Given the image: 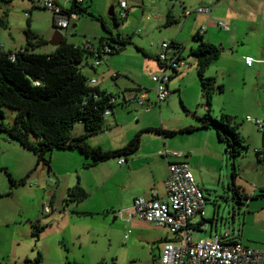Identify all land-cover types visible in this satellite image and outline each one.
<instances>
[{
  "label": "rangeland",
  "instance_id": "rangeland-1",
  "mask_svg": "<svg viewBox=\"0 0 264 264\" xmlns=\"http://www.w3.org/2000/svg\"><path fill=\"white\" fill-rule=\"evenodd\" d=\"M56 1L63 9H68L72 4V0ZM120 1L82 0L78 5L86 7L95 18L80 12L75 14V19L70 21L68 28L59 30L53 27L52 14L41 6L40 0L0 1V17L5 21V26H0V48L3 50L6 43H13L15 47L24 46L23 30L26 27L45 41L32 49V52L39 54L52 50L50 41L55 30L75 46L87 43L96 47L99 41L111 42L110 37H129L130 42L120 50L103 56L101 65L96 67L95 72L90 73L86 64L92 62L93 57L85 56L77 65L84 76L91 74L115 92L116 82L120 88H126V94H131L129 88L151 83L150 76L161 73L162 69L154 55L158 52L159 43L170 40L175 34V23L163 26L164 18L160 19L159 15L167 9L176 10L175 14L180 15L185 5L181 0H124L126 16L120 18L118 14L117 17L109 15V9L112 7L113 12L116 11ZM260 1V8L264 10V0ZM238 9L235 11L238 20L235 36L237 42L242 41L237 43L234 54L246 51L252 57L264 51V26L260 27L255 36H252L253 33L245 35L244 22L241 20L248 13L245 12L247 6ZM181 18L180 24L183 21ZM26 20L29 21L28 25ZM216 20L229 25L228 32H219L226 36L232 34L231 24L225 18L217 17ZM226 48L229 51V47ZM185 50L182 55L183 67H179L176 73L166 70L170 75L169 82H176V88L170 86L169 101L168 96L160 102L159 109L155 106L145 112L134 103L115 105L116 119L112 115L105 117L106 125L103 130L89 135L85 140L88 145L99 146L103 150H113V146L121 148L136 132L145 129L140 122L143 113L147 117L146 121L152 122L153 126L160 127L161 123L166 130L175 131L167 137H161L152 131H142L139 139L141 143L154 147L160 142V152H189L192 160L188 166L201 187L203 206L210 210V214L214 213L219 225H230L232 210L237 208L239 201L232 188L231 160L226 144L217 141L214 130L199 128L198 117L204 113L205 108L197 87L199 81L194 67L195 58L190 54L189 47ZM233 63L236 68L231 66L233 70L225 78L226 85L216 92L217 95L211 94L210 115L219 118L221 113L229 114L230 125L243 138L245 149L235 159L233 184L244 198L264 190V161L258 160L255 154V150L263 149L264 130H258L252 122L245 120L249 116L264 122V64L260 66L261 71L256 72V69L244 70L235 61ZM187 69L190 72L183 74V70ZM112 71L118 72L114 79L109 76ZM177 82L181 84L180 94L177 93ZM171 95L174 97L171 98ZM3 113V123L12 124L14 109L3 107ZM187 126L194 129L180 131ZM83 131L80 122L72 124L73 134ZM162 138L169 145L162 146ZM45 158H49L50 166L54 164L64 173L63 179L59 181L53 172L47 171L42 162L36 164V158L30 151L0 132V264H21L25 258L32 260L37 252L41 256L39 264H68L72 261L83 264H96L100 261L115 264H156V260L150 262L146 248L132 245L129 241L125 243L123 232L118 230L120 218L115 215L116 218L113 219L115 213L111 214L110 209L102 207L108 201L105 195L108 184L97 192L89 191V186L100 175L114 163L117 165V158L107 159L91 167H83L89 159L74 150L55 149L46 154ZM7 173L16 182L12 187L9 186ZM21 179L24 182L17 183ZM75 184L83 188L86 196L78 201H71L67 196V189ZM44 207H47V212H44ZM102 212L107 215L104 216ZM34 223L44 228L37 239L31 234ZM203 233L193 229L192 238L201 239Z\"/></svg>",
  "mask_w": 264,
  "mask_h": 264
},
{
  "label": "trees",
  "instance_id": "trees-1",
  "mask_svg": "<svg viewBox=\"0 0 264 264\" xmlns=\"http://www.w3.org/2000/svg\"><path fill=\"white\" fill-rule=\"evenodd\" d=\"M9 2L10 0H0ZM66 12L75 14L84 12L95 18L86 7L79 6L74 0ZM112 16L116 17L112 7L109 9ZM175 23V19L169 14L165 15L163 26ZM26 24L29 21L26 20ZM52 25L54 27L53 21ZM0 26H5V21L0 17ZM55 28V27H54ZM25 35V46L17 49L13 53L0 50V132L6 137L30 151L36 158V164L42 162L47 171L50 170L49 158H45L52 150H74L89 160L83 167H91L99 162L110 158L130 156L139 147L140 132L152 131L160 134L161 137L171 136L173 130L162 128H149L136 132L124 146L113 150H103L99 146H90L86 142L89 135L95 134L105 127V117L103 112L110 108L111 112L114 104H108L110 97L117 94L107 93L93 85L88 84L78 63L85 56L93 59H103L104 55H110L121 49L130 42L129 37H110L111 42H98L96 47L87 43L83 46H75L66 42L62 38L61 42L50 53H35L32 49L45 41L31 32L28 27L23 30ZM193 47L189 52L195 58V71L199 81L204 113L198 117L199 128H212L219 141L226 144V150L231 160V182L234 192L239 195L237 187L233 184L235 177V159L245 149L243 138L230 125V117L221 115L214 118L210 115L211 94L222 90V86L215 85L212 77L205 75V70L221 53V48L210 42L203 40L201 33H196L191 37ZM178 53L180 59L179 45L174 41H168ZM108 45L111 51L102 53L101 48ZM159 47V45H158ZM155 60L161 68L157 57ZM174 73V72H173ZM3 107L14 109L13 122L10 125L3 123ZM74 122H80L84 131L80 134H73L71 126ZM194 127L187 126L180 131L187 132ZM9 186L16 182L7 173ZM21 179L17 183H23ZM67 196L71 201H78L86 196V192L78 184L67 189ZM254 197L264 200V190L256 193ZM43 226L32 224L31 234L37 239ZM40 253L30 260L25 258L21 264H39ZM68 264H83L80 262H69ZM96 264H115L114 262H97Z\"/></svg>",
  "mask_w": 264,
  "mask_h": 264
},
{
  "label": "crops",
  "instance_id": "crops-1",
  "mask_svg": "<svg viewBox=\"0 0 264 264\" xmlns=\"http://www.w3.org/2000/svg\"><path fill=\"white\" fill-rule=\"evenodd\" d=\"M181 1L185 6L183 7V10L181 11L180 15L179 14L176 15L175 14L176 10L174 11L173 9L170 10L167 9L166 12L164 13L162 12L161 15H159L160 19L163 18L165 19L166 14H169L171 17L175 19V25L173 30V33L175 34L172 33L173 36L168 41H174L179 45L181 57L184 51H186L185 49L187 47H189L190 50V48L194 46L191 43V37L199 32L201 33L203 40L222 47L220 56L211 64H209V66L205 70V75L208 77H212L215 81V85H220L222 87L226 85L225 78L228 75H230V72L233 70L231 66L236 68L233 63L234 61L237 63L239 68H242L244 70L256 69L255 70L256 72L261 71L260 66L264 64V62L262 61L264 59V51L252 56L254 61L250 65H247L244 62L243 58L245 56H251V55L248 54L246 51H240L234 54V49L237 46V43L242 41L240 40L237 42V38L235 36L237 29L236 23H238L237 22L238 20L235 16L236 15L235 11L239 10L238 8L240 7L247 6L245 12L248 13H246L244 19L241 20L244 22L243 24V29L245 31L244 34L246 35L249 33H253L252 36H255L258 34L260 27L264 26V16L262 15L264 14L263 12L264 10L260 8L262 1L260 0H181ZM259 1L260 4L258 3ZM199 6H207L210 9L212 7L210 15H203L198 13H192L190 14V16L183 15V12L185 10L191 9V11H194V9ZM116 11H118V8ZM116 11L114 12L116 13ZM191 17L193 18L190 19ZM217 17H223L231 24L232 34L226 36V34L219 32V31L228 32L227 31L228 29L223 30L217 26L216 24L218 21L216 20ZM179 18L183 19L181 24L179 23L180 21ZM227 26L229 28V25ZM24 46L19 45L15 47L13 43L10 44L6 43L5 48L3 50L2 48H0V50L7 53H13L17 49L22 48ZM227 46L229 47V51H226ZM55 47L56 46H53L52 50H49L48 52L45 53H50L54 51ZM231 51H233V53ZM156 54L157 52L155 53L154 56H156ZM86 64H87V69L90 73L96 71L97 66H93V61L88 62ZM100 65L101 63L98 66ZM176 72L177 71H175L174 73ZM188 72H190V69L183 70V74H188ZM112 73H114V71L110 72L109 74L110 78L114 79L118 76V72H115L116 73L115 76H112ZM183 74L181 77H183ZM85 77H87L88 79L96 80L95 84L93 85L94 87L108 93H112L115 95L117 94V96L120 97V100H118L115 105L119 104L120 106H124L127 104L122 102L123 96L127 97L130 95L129 93L126 94V91H124V89L126 88H120L119 86H117L115 82V86H116L115 88L116 92H115L114 90H112V88L106 87L103 84H101L99 80L93 78L91 74L90 75L87 74ZM172 83H170L168 80L167 82L168 91L170 89V86H172L173 89L176 88V82L173 81ZM150 84L152 85V83H147V82L145 85L137 84V86H134L129 89H131V93H132L133 90L144 88L148 91V98L150 100H154V94L153 91L151 90L152 86H150ZM191 84L194 85V82H191ZM197 87L199 88L200 91L199 85H197ZM180 90H181V84L180 82H177L178 94H180ZM213 94L217 95L218 93H216L215 91L213 92ZM168 96L169 98L167 101H169L170 99V94ZM172 97H174V95H171V98ZM157 107L158 109L160 108V103ZM115 113L116 110L114 107L110 114L113 116L114 119H116ZM221 115L229 116V114H223V113H221L220 116ZM146 118L147 117L143 113L140 118V122H142L141 124L142 128L165 129L163 127V124L161 123H160V127L153 126V123L152 122L148 123L146 121ZM217 141L219 140L217 139ZM167 142L168 141L166 139L162 138L161 145L162 146H164L165 144L169 145ZM117 147L119 146H113V148L115 149H117ZM159 149H160V142L157 143V145L154 147L147 145L146 143H141L140 141L138 149L130 156H127L125 158L124 163L118 164L116 162L117 165H115L114 163L102 176L100 175L97 181H95L93 184L89 186V191L92 193L97 192L98 190L102 189L103 186L108 184L105 190V195L107 196L108 201L102 207L104 209L107 208L110 209L111 214L113 212L115 213V211L119 210V208L123 209L130 206L133 199L138 196H148L149 190L151 189L156 190L158 195H163L164 181L168 175V162L175 161L178 159L172 156H165L159 158L158 157L160 152ZM178 151H183L186 154L185 156L181 157L182 161L188 164L189 161L192 160V156L190 157V155H188L189 152L184 150H178ZM260 151L264 153V146L263 149ZM49 171L53 172V174L56 177H58L59 181L63 179L64 173L58 170L54 164L50 166ZM195 182L199 186L196 180ZM254 195L255 193L249 197L246 196L244 198L242 197L239 198V201L237 202L236 205L237 208L235 210L234 209L232 210L230 225H226V224L219 225L218 221L215 218L214 213L211 212L210 214V210L202 206L200 212L195 214L190 220L192 231L193 229L201 230L204 232L203 237H201V239H208L213 234L222 233L225 230H229L230 233L229 237L231 239L239 241L250 248L264 249V200L260 197H254ZM102 214L104 216L107 215L103 212ZM114 217L116 218L115 214L113 218ZM118 230L120 231V233L123 232V236L126 235L125 231L126 232L129 231L126 236V242L125 241L124 242L127 243L129 241L132 245H138L140 247L146 248L150 256V262L153 263V260H156V264L158 262L159 249L161 247L162 242L166 240L174 239V236L171 235L165 227L157 226L145 220L136 219V218H132L129 220H124L120 218Z\"/></svg>",
  "mask_w": 264,
  "mask_h": 264
},
{
  "label": "built area",
  "instance_id": "built-area-1",
  "mask_svg": "<svg viewBox=\"0 0 264 264\" xmlns=\"http://www.w3.org/2000/svg\"><path fill=\"white\" fill-rule=\"evenodd\" d=\"M41 6L49 10L52 14V21L56 30L66 29L71 20L75 19V13L66 12L56 0H40ZM80 4L82 0H74ZM192 13L210 15L211 9L207 6H199L191 10H185L184 16ZM120 18L126 16V3L121 0L118 3ZM217 26L227 30L228 26L217 21ZM1 47V46H0ZM159 50L156 57L161 64V73H153L150 76L152 83L151 90L154 93V100L148 98V91L144 88L133 90V92L122 97L123 103H134L143 112L158 106L160 102L166 100L169 91L167 82L170 75L167 69L172 72L177 71L183 66V61L178 53L168 41L159 43ZM102 53H108L111 48L104 45ZM102 59H93V66H98ZM247 65L254 59L250 56L243 58ZM264 62V59L262 60ZM116 73H112L115 76ZM96 80L89 79L88 84L94 85ZM108 93V92H107ZM114 95V94H113ZM120 100L119 96L110 97L108 104H116ZM121 102V103H122ZM111 114V109L106 108L103 117ZM246 121L252 122L258 130H264V125L259 119H251L246 116ZM258 160L264 161V153L255 150ZM160 156H172L178 160L168 162V175L164 181V194L158 195L156 190H149L148 196H138L133 199L130 206L115 211V215L121 219L129 220L132 218L142 219L157 226L165 227L174 236L172 240L163 241L159 249L157 264H264V249L250 248L239 241L229 237V230L222 233L213 234L208 239H193L191 218L200 212L204 197L201 188L196 184L192 172L186 162L181 160L185 156L183 151L166 152L163 150ZM124 157L117 158V163H124ZM47 212V207L43 208ZM127 231L126 233H128ZM127 234L124 236L126 238Z\"/></svg>",
  "mask_w": 264,
  "mask_h": 264
},
{
  "label": "water",
  "instance_id": "water-1",
  "mask_svg": "<svg viewBox=\"0 0 264 264\" xmlns=\"http://www.w3.org/2000/svg\"><path fill=\"white\" fill-rule=\"evenodd\" d=\"M109 15H112V12L109 11ZM61 40H62V35L59 33V31L55 30L50 43L53 46H57L61 42ZM113 219H115V217Z\"/></svg>",
  "mask_w": 264,
  "mask_h": 264
}]
</instances>
